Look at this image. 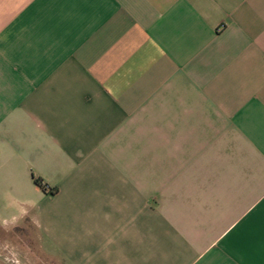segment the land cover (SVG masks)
Instances as JSON below:
<instances>
[{
	"label": "crops",
	"instance_id": "1",
	"mask_svg": "<svg viewBox=\"0 0 264 264\" xmlns=\"http://www.w3.org/2000/svg\"><path fill=\"white\" fill-rule=\"evenodd\" d=\"M0 264H264V0H0Z\"/></svg>",
	"mask_w": 264,
	"mask_h": 264
},
{
	"label": "trees",
	"instance_id": "2",
	"mask_svg": "<svg viewBox=\"0 0 264 264\" xmlns=\"http://www.w3.org/2000/svg\"><path fill=\"white\" fill-rule=\"evenodd\" d=\"M35 184L41 189H46V186L42 183L40 179H34Z\"/></svg>",
	"mask_w": 264,
	"mask_h": 264
}]
</instances>
